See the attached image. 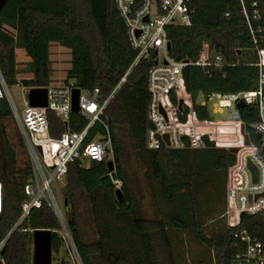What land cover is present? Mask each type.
<instances>
[{
    "label": "trees",
    "instance_id": "trees-1",
    "mask_svg": "<svg viewBox=\"0 0 264 264\" xmlns=\"http://www.w3.org/2000/svg\"><path fill=\"white\" fill-rule=\"evenodd\" d=\"M243 1L251 28L242 0H193L191 26L167 29L170 56L194 64L206 42L212 58L220 56L225 64L255 63L254 49H264V0ZM253 2L260 9L257 20L253 19ZM53 44L71 54L65 83L73 81L86 92L99 89L101 101L113 96L103 116L112 137L113 169L108 162L91 161L88 166L76 162L70 166L61 191L78 264H185L183 257L190 251V243L204 249L206 254L202 257L209 256L210 264H230L234 233L243 229L253 233L257 225L264 227V214L244 215L240 227L228 229L222 216L227 206L228 171L236 154L218 147L209 137L204 138L205 146L198 150L148 148L147 135L153 128L148 118V79L155 62L153 57L141 61L122 83L138 53L129 42L127 26L115 1L8 0L0 12V70L8 88L19 83L25 88L49 87ZM18 49L30 58L23 70L17 68ZM257 72L247 66H227L209 77L199 66L186 67L184 81L197 119H214L208 103L203 105L210 96L256 89ZM20 74H30L32 78L20 81ZM173 100L177 104L175 96ZM183 114L181 119L186 121L188 110ZM240 114L252 143L261 144V136L253 130L258 120L257 108L240 109ZM6 121L16 122L9 101L4 98L0 100V178L4 184L0 244L5 240L6 243L1 259L4 264H33L34 232L52 233L53 258L68 244L47 203L34 209L16 227L22 205L28 200L25 187L33 172L29 163L19 166ZM49 121L53 137L59 138L67 131V123L54 112L49 113ZM87 125L88 120L81 113L71 114V131L82 132ZM105 135V126L97 123L87 142ZM127 144L138 162L136 173H129L126 167ZM186 144L189 146V142ZM119 184L124 195L122 203L116 196ZM208 203L220 210L216 232L208 229L213 222L206 217ZM83 204L93 223L92 240L85 235ZM69 250L66 249L68 255ZM64 264L73 263L68 258Z\"/></svg>",
    "mask_w": 264,
    "mask_h": 264
},
{
    "label": "built area",
    "instance_id": "built-area-1",
    "mask_svg": "<svg viewBox=\"0 0 264 264\" xmlns=\"http://www.w3.org/2000/svg\"><path fill=\"white\" fill-rule=\"evenodd\" d=\"M120 16L124 20L129 42L138 55L123 78L127 79L132 69L141 61L153 57L154 66L149 72V92L151 101L148 106V118L153 128L148 131L147 146L150 150L162 147L172 149H202L207 136L218 147L239 148L236 161L230 167L227 178V206L223 214L228 229L238 228L242 217L264 214V49L256 47L255 63L225 64L220 56L212 58L208 43H204L199 59L191 64L187 61H176L170 56L167 29L172 26H191V3L193 0H114ZM244 15L251 28L250 17L242 0ZM253 19L260 18L257 2L252 3ZM148 19V21H147ZM254 44L257 40L254 37ZM190 65L202 68L204 75L213 77L219 69L227 66H247L257 69L256 89L232 94H218L221 100L230 103L229 123L213 119L199 121L193 109V100L186 90L184 69ZM21 87L22 84H17ZM32 88H26L27 98L24 110L17 108L0 70V100L6 98L16 120L19 133L32 168V178L25 187L28 200L22 205V215L18 225L26 220L34 209H40L47 203L57 217L61 233L71 249L76 250L68 230L65 203L61 197L60 186L65 184L69 168L76 162L91 161L108 162L113 154L112 137L103 116L113 96L101 101L100 90L86 92L75 85V82L49 86L48 106L34 107L30 105L28 95ZM80 89V112L88 125L82 132H73L68 123L72 112V96ZM175 96L177 104L173 100ZM213 96V95H212ZM210 96V99L212 98ZM182 109L180 110V103ZM239 102L247 107L257 108L258 120L253 125L255 133L261 136V144H245L242 134L243 120ZM207 103H203L206 105ZM188 110L187 119L181 116ZM54 112L67 123V131L59 138L51 135L49 113ZM216 114H223L222 106L215 107ZM101 123L105 126L106 135L98 136L87 142L91 129ZM212 126L215 128H212ZM230 128L231 130L227 129ZM232 132L236 140L226 141L221 136ZM165 136H168L169 145ZM213 139V140H212ZM189 142V146L186 144ZM249 163L257 171V179ZM120 184L118 189H120ZM4 209V184L0 178V215ZM251 233L247 229L236 231L233 235L231 249L233 255L230 264H264V227L256 226ZM6 240L0 244V259ZM2 260V259H1ZM3 262V260H2ZM4 264V262H3Z\"/></svg>",
    "mask_w": 264,
    "mask_h": 264
},
{
    "label": "rangeland",
    "instance_id": "rangeland-1",
    "mask_svg": "<svg viewBox=\"0 0 264 264\" xmlns=\"http://www.w3.org/2000/svg\"><path fill=\"white\" fill-rule=\"evenodd\" d=\"M50 51H51V61H52V69H53L50 86H56V85L64 84L65 80L67 78L68 70L71 67V54L69 53V51L67 49L59 46L58 44H53L50 48ZM29 61H30V58L26 55L24 50L18 49L16 51V62L18 64L17 68L19 70L25 69L27 66V63ZM30 78H32V75H30V74L18 75V79L20 81H22L24 79H30ZM25 90H26V88L23 86L18 87L17 85H15V86L9 87V92H10V94H11V96H12V98H13V100H14V102H15V104H16V106L20 112H22L25 108L24 100L27 98V94H26ZM200 101H202V99ZM205 103H208L212 117L215 120L221 121L223 123H229L228 117H229L230 109H231V107H230L231 105L229 102L221 100V98L216 94V95L212 96L211 100H209L208 102H205ZM217 105L223 107V109H224L223 114H216L215 113V107ZM5 126L7 128L9 139H10L13 147L15 148V150L18 154L19 166L22 168L23 166L27 165L29 163V161L27 158V154H26V151H25V148H24V145H23L17 124L14 121H6ZM212 128H214V127L212 126ZM213 130H215V128ZM221 138L226 140V141L227 140L232 141V140L237 139V137L234 136L232 132H230L229 135H225L224 137L221 136ZM125 161H126V167L129 170V173H131V172L136 173L139 166H138V162L135 158V154L131 150V147L129 144H127V155H126ZM88 163L89 162H87L86 164H88ZM65 184L60 186V191H62ZM145 206H146V209L149 210L146 202H145ZM216 207L212 203H208V205L205 206L206 217L209 219H213L212 221L214 222V223L212 222V223L208 224V229L210 231L212 230L211 232H216L217 227H220V224L218 222L220 220L219 218L221 217L220 216V210L218 209V207L217 208ZM86 208H87V206H85L83 204L82 205L83 226H84L85 235H86L87 239L92 240V239H95V231L93 228V223L91 221V217H90ZM224 220L226 222L225 218H224ZM211 232H210V234H211ZM184 239L186 241H189L188 236H185ZM197 247H198V244L190 243V251L193 254H195ZM66 249L67 250L70 249L69 251L71 254L69 253V255H68V252L66 251ZM68 258L70 259L71 263H73V264L74 263L78 264V262H79V261H77L78 259H77V256L75 255V252L71 249L69 244L67 246L64 245L60 255L54 256L53 264H64V262Z\"/></svg>",
    "mask_w": 264,
    "mask_h": 264
},
{
    "label": "water",
    "instance_id": "water-1",
    "mask_svg": "<svg viewBox=\"0 0 264 264\" xmlns=\"http://www.w3.org/2000/svg\"><path fill=\"white\" fill-rule=\"evenodd\" d=\"M8 0H0V12L7 5ZM148 21V19H147ZM169 50H171V45L169 44ZM80 89H76L73 92L72 96V112L79 113V98H80ZM28 99L31 106L34 107H47L48 106V89L47 88H32L29 92ZM247 105L243 102H239L237 105L238 109L246 108ZM182 109V102L180 103V110ZM242 134L245 138L246 146L251 144L249 135L245 132V126H242ZM166 143L169 145L168 136H165ZM231 153L237 154L239 148H230ZM108 166H111L113 169V161H108ZM250 168L253 170L255 177L257 179V171L249 163ZM116 196L119 202H124V195L120 189H117ZM34 238V260L33 264H53V249H52V233L50 231H36L33 234ZM4 251H2L3 254ZM0 264H3L0 259Z\"/></svg>",
    "mask_w": 264,
    "mask_h": 264
},
{
    "label": "crops",
    "instance_id": "crops-1",
    "mask_svg": "<svg viewBox=\"0 0 264 264\" xmlns=\"http://www.w3.org/2000/svg\"><path fill=\"white\" fill-rule=\"evenodd\" d=\"M216 95V94H214ZM218 95V94H217ZM228 130H231L230 128L227 127ZM86 166L89 165L84 163ZM204 254H206L204 252V249L201 248V247H197V250L195 252V254H193L191 251H189L187 253V256H184L183 259H184V262L185 264H210L211 261H209V256L204 258L202 257Z\"/></svg>",
    "mask_w": 264,
    "mask_h": 264
}]
</instances>
